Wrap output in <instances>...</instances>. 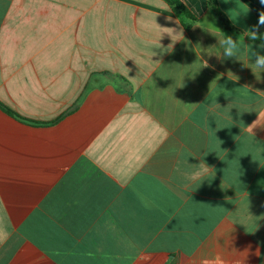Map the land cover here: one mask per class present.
Masks as SVG:
<instances>
[{
  "label": "crops",
  "instance_id": "obj_1",
  "mask_svg": "<svg viewBox=\"0 0 264 264\" xmlns=\"http://www.w3.org/2000/svg\"><path fill=\"white\" fill-rule=\"evenodd\" d=\"M180 2L0 0V264H264V5Z\"/></svg>",
  "mask_w": 264,
  "mask_h": 264
},
{
  "label": "clouds",
  "instance_id": "obj_2",
  "mask_svg": "<svg viewBox=\"0 0 264 264\" xmlns=\"http://www.w3.org/2000/svg\"><path fill=\"white\" fill-rule=\"evenodd\" d=\"M259 2L261 5H264V0H259ZM262 26H264V11H261L259 13L258 22L255 25H253L251 28L245 29L243 34L238 36L236 39H234L233 36H231V35H227L225 33H222L218 29L221 36H222L221 39H218V45L222 49L221 55H219V56H222L224 59L235 58L237 60L242 61L239 57L242 53L243 45H245V44H244V42H243V45L241 44V36L243 38L247 37L249 41L253 42V43H249L248 45H246V52L244 53L246 55V57L248 58V60H253L250 68H251L253 74L256 76L258 73L260 74L261 72H264V54H261V52L258 50V49H264V33H262L260 31V28ZM195 27H199V26L197 25ZM162 29L171 31V33L174 31L171 28H162ZM166 33H167V31H166ZM258 40L261 41V43L259 45H256L254 42H256ZM169 46H171V45H169ZM242 62L244 64V66L249 67L246 62H244V61H242ZM204 67H209V65L205 62ZM129 71H130V69H128V72ZM229 73H231V72H229ZM237 79H238V77H237ZM253 125L249 126L250 131H252ZM198 166H200V168L194 174L193 178H196L200 175L206 174L210 170L209 167L206 166L205 163H203L202 165L200 163Z\"/></svg>",
  "mask_w": 264,
  "mask_h": 264
},
{
  "label": "trees",
  "instance_id": "obj_3",
  "mask_svg": "<svg viewBox=\"0 0 264 264\" xmlns=\"http://www.w3.org/2000/svg\"><path fill=\"white\" fill-rule=\"evenodd\" d=\"M167 1H169L172 5H174L178 11H181L185 15L193 17L192 13L188 10V8L183 3L180 2V0H167ZM208 5L217 14L222 24L226 28L235 29L234 25L226 18L224 13L219 8L218 0H208Z\"/></svg>",
  "mask_w": 264,
  "mask_h": 264
}]
</instances>
